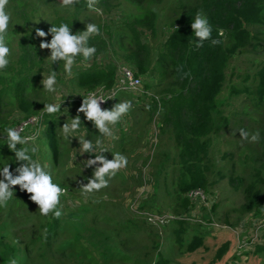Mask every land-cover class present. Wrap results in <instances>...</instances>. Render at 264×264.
Here are the masks:
<instances>
[{"label": "rangeland", "instance_id": "374dc122", "mask_svg": "<svg viewBox=\"0 0 264 264\" xmlns=\"http://www.w3.org/2000/svg\"><path fill=\"white\" fill-rule=\"evenodd\" d=\"M103 1L97 2L102 15L88 10L82 0L74 6L82 7V22L72 32L79 34L87 23H96L101 35L95 37L108 41L109 47L102 50L97 44L89 61L77 56L70 77L64 73L63 61L52 65L50 50L40 48V43L50 41L51 36L37 37L35 30L47 33L54 13L68 17L75 8L61 7V0L39 4L23 0L27 16L21 22L12 9L14 4L7 8L11 14L7 33L10 63L0 72V164L9 162L10 171L18 166L14 153L4 144L5 126H17L26 114L44 113L47 130L29 146L17 147L36 146L34 158L48 166L53 182L65 192L60 198L63 214L53 218L51 213L41 216L30 194L13 186V198L0 207V264H9L12 259L17 264H264V210L255 212L247 197L251 192L264 195V100L260 99L257 77L264 66V20L245 24L252 38L227 62L226 80L213 112V130L202 139L207 149L201 155L209 181V189L203 193L206 200H199L191 208L179 198L181 147L172 126L165 123L164 107L156 108L151 97L136 93L120 94L107 108L124 100L132 102L130 111L113 128L117 139H104L108 152L103 153L108 159L111 153H122L128 165L109 181L108 187L85 196L81 186L87 183L85 178L91 177L93 168L82 165L89 154L80 155L78 138L66 139L61 129L79 115L81 126L76 136L86 135L93 142L98 138L92 122L77 112L81 96L92 91L78 85L79 75L111 67L118 71L123 66L137 71L124 56L119 41L109 42L111 34L130 35V29L136 27L152 50L143 87L160 97L161 103L168 100L172 67L159 62L156 55L164 47L177 13L191 0ZM148 8L157 13L155 35L135 23ZM24 40L29 56L22 62ZM52 70L56 71L59 95L42 88L43 76ZM17 84L24 87L30 99L26 111L18 108L14 98ZM52 102L62 103L61 109L49 115L43 107ZM53 127L58 144L47 137ZM239 129L249 135L259 130L260 139L254 143L241 139ZM51 144L58 147L56 155ZM195 242L199 247L190 250Z\"/></svg>", "mask_w": 264, "mask_h": 264}, {"label": "trees", "instance_id": "16d2710c", "mask_svg": "<svg viewBox=\"0 0 264 264\" xmlns=\"http://www.w3.org/2000/svg\"><path fill=\"white\" fill-rule=\"evenodd\" d=\"M35 1L37 4L48 2V0ZM83 1L86 6L87 0ZM129 1L143 2V0ZM105 2L102 0L103 4ZM12 3L14 4L13 8ZM22 4L23 0H9L7 5V8H12L20 16L17 18L20 22L23 19L25 21L27 16L24 12L25 6ZM96 6L101 9L100 6ZM74 8L76 12L68 14V17H64L61 13H54L53 25H59L61 22L67 23L72 31L80 27L82 21L79 13L82 7L79 5ZM198 12L207 17L212 27L210 39L205 40L200 47H196L193 43L198 38L194 37L190 27L191 19ZM21 17L23 18L21 19ZM263 20L264 0H191L177 13L164 47L159 49L156 55L159 62L167 63L172 67V81L169 84L170 97L163 101L162 107L165 112V123L172 126L176 143L181 147L180 164L182 168L177 183L178 196L191 208L198 201H194L189 196V192L197 189L206 192L209 189L208 176L201 162V155L207 152L206 144L202 139L213 130V112L218 107V96L226 80L227 62L232 55L246 47L252 38L245 24H257ZM156 22L157 13L152 8L146 9L135 19L136 24L147 28L153 35L157 32ZM220 31L223 32V36L218 35ZM130 33L127 35L119 32L115 36L111 34L109 42L111 43L115 39L119 41L121 49L125 50L124 56L134 64L137 70L136 74L143 79V75L148 73L152 63V50L148 43L142 41L141 33L136 27H132ZM212 39L221 42L213 45L211 44ZM97 44L101 45L100 49L102 50L109 47L108 41L100 39V37L89 39V45L96 46ZM22 45L24 48L23 62L24 58L29 56V50L25 40ZM116 77L117 68L111 67L86 71L79 75L77 81L83 89L95 90L101 86L112 87ZM257 77L258 92L263 101L264 66L257 73ZM24 80L26 79L21 81ZM25 92L24 87L18 85L14 96L18 108L23 111L27 110L26 107L30 103ZM235 92L239 93V90H235ZM155 107L157 108V104ZM31 116L26 114L25 118ZM47 133L49 140L58 144V139L54 137V127ZM50 148L54 150L55 155L58 153V147L54 144H51ZM247 197L249 207L255 212L260 213L264 210V195L255 196L251 192ZM175 220L181 224L186 222L183 219ZM199 245V242L191 244L190 250H195Z\"/></svg>", "mask_w": 264, "mask_h": 264}, {"label": "clouds", "instance_id": "9594fccd", "mask_svg": "<svg viewBox=\"0 0 264 264\" xmlns=\"http://www.w3.org/2000/svg\"><path fill=\"white\" fill-rule=\"evenodd\" d=\"M97 2L98 0H87L86 7L88 10L102 15V9L96 6ZM8 3L9 0H0V72L6 69L10 63L7 33L11 14L7 10ZM76 3L77 0H61V7L71 8ZM190 27L194 37L198 38L193 41L196 47H200L212 35V27L207 17L200 12L191 19ZM35 32L37 37L51 36L50 41L40 43V48L50 50L48 57L52 65L55 62L63 61L64 73L69 77L72 75V68L77 56L82 57L84 61H89L94 56L97 49L95 46L89 45V39L101 35L100 26L96 23H87L85 30L80 31L79 34L73 33L69 25L63 22L59 25H52L47 33L38 28ZM218 35L223 36V32H218ZM220 42L217 39L211 40L213 45ZM41 84L45 92L59 95L55 70H52L46 77L43 76ZM81 97L82 103L77 112L83 113L84 118L92 122L93 127L98 130V138L93 142L91 139H86V135L76 136L81 126L79 115L71 118L70 123H64L61 129L66 139L71 141L70 138L72 137L78 138L80 155L89 154V158L84 160L82 165L85 168H93L91 177H86L87 183L81 186V192L86 196V194L99 192L108 187L109 181L128 165V158L122 153H111V159H108L103 153L108 152L104 146V139L108 138L113 141L117 139L113 128L130 111L132 102L124 100L115 103L110 109L102 110L100 102L105 101V99L100 93L89 92L86 96ZM109 98L113 97L110 96ZM61 104L56 102L45 103L44 112L49 115L57 113L61 109ZM24 127H27V124L23 127H7L4 130V144L14 153L18 166L10 171L9 162L0 164V207L6 206L13 198L15 191L13 186H19L21 191L30 194L29 199L38 206L41 216L47 217L51 213L53 218H59L63 214L60 198L64 195L65 190L53 182L52 173L48 166L39 158H34L38 152L36 146L33 145L31 148L17 147V145H29L35 139L32 135H21ZM239 132L241 139H246L249 142L254 143L260 139L259 130L251 135L244 129H239ZM9 264H17V262L12 259Z\"/></svg>", "mask_w": 264, "mask_h": 264}, {"label": "built area", "instance_id": "2783aa9c", "mask_svg": "<svg viewBox=\"0 0 264 264\" xmlns=\"http://www.w3.org/2000/svg\"><path fill=\"white\" fill-rule=\"evenodd\" d=\"M143 85V79L141 76H138L132 68L123 66L117 71L116 81L112 87L106 88L105 86H101L90 92H98L103 96L105 101L100 102L102 110L107 109L108 106L122 93H136L139 96L147 98L151 97L152 101L157 104V108H161L162 103L160 97L150 94V92L147 91L148 89L146 90ZM110 96L113 98H109ZM25 124H27V127H24V131L21 132V135H32L35 137L33 142L37 141L46 130L44 124V113L28 117L27 119L20 121V123L15 127H23ZM203 193L205 192L201 189L192 190L189 192V196L194 201L199 202L201 199L206 200L205 194Z\"/></svg>", "mask_w": 264, "mask_h": 264}, {"label": "crops", "instance_id": "0c3cea01", "mask_svg": "<svg viewBox=\"0 0 264 264\" xmlns=\"http://www.w3.org/2000/svg\"><path fill=\"white\" fill-rule=\"evenodd\" d=\"M133 105H135V104H133ZM138 139H141V138H138ZM147 139H148V138L146 137V138H145V141H146ZM142 141H143V140H142Z\"/></svg>", "mask_w": 264, "mask_h": 264}]
</instances>
